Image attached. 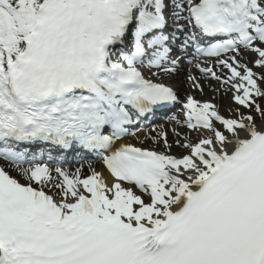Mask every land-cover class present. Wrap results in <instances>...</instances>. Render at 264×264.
<instances>
[{
	"label": "snow or ice",
	"instance_id": "snow-or-ice-1",
	"mask_svg": "<svg viewBox=\"0 0 264 264\" xmlns=\"http://www.w3.org/2000/svg\"><path fill=\"white\" fill-rule=\"evenodd\" d=\"M193 60L235 107L188 95L179 155L117 145ZM84 152L111 182L37 162ZM0 159V264H264V0H0Z\"/></svg>",
	"mask_w": 264,
	"mask_h": 264
},
{
	"label": "bare ground",
	"instance_id": "bare-ground-1",
	"mask_svg": "<svg viewBox=\"0 0 264 264\" xmlns=\"http://www.w3.org/2000/svg\"><path fill=\"white\" fill-rule=\"evenodd\" d=\"M245 58L250 60L252 58V54L251 53L246 54ZM185 73H187V78H184V76H183ZM189 74H191L192 76H195L197 78V80L201 84H203V86H204L203 92H201L199 89L192 86V83L188 80ZM170 78H172V80L169 83L173 84V88L178 92V95L182 99L183 102L185 101V99L188 95L193 96L195 99H197L201 102L211 101L215 104H218L220 106L221 113L226 114V115L228 114L227 110L229 108L235 107V105L230 101L231 93H228L227 95L223 94L222 92L220 93V95H217V92L212 93L213 91L209 90V88H210L209 84L212 83V85L215 88L219 87V85H217L216 82H213L211 80H205L203 78V76L201 75V73L199 72V70L195 66L187 67L183 63L181 66V71L176 75L170 76ZM160 79H162V81L164 82V80H163L164 76H161ZM202 94H204V96H202ZM213 97H215L214 100L212 99ZM243 110L244 109H241V111H243ZM171 116H177L180 119H183L182 106L176 111L166 112L163 121L156 122L155 124L148 126L145 129L139 130L138 132H136L135 136H131L129 138H124L121 141H117L116 142L117 145L119 143H133L137 146L155 149L157 151H163L164 147H163L162 142L159 144H153V142L151 140H147V141H144L143 144L140 143V141L144 140L145 135L149 133L151 128H157V129L163 128V130H165L168 133L169 143H172V145H173L172 153L179 155L182 152H186L185 149H181L180 147L176 146V144L174 143V141L176 140V137L173 134V130H172L174 127V123L170 121ZM177 131L180 132L181 138H183L184 136L187 135L190 137V139L193 142H195L197 139L195 137V135H197V134H195V132H193L187 128H177ZM34 151H36V150L34 149ZM72 156H76V155L72 154ZM42 158L48 159V157L46 155ZM101 158H102V156H101ZM60 159H64V157H60ZM0 161L2 162L6 171L11 176H13L17 180H19V182H21V183H25V184L27 183V180L18 173V170L16 169L15 165H12L10 162L4 161L3 159H0ZM65 161H66V159H65ZM37 162H40V161H37ZM40 163H42V162H40ZM23 166L27 167L28 165H23ZM90 166H91V168H94L97 172L102 173V175L105 177L106 181H108V182L112 181V178L109 176V174L107 172V168L103 164V160L96 161L95 163H91L90 165L75 164L68 171L69 172H75V170L77 168H80L81 169V177H86V176L91 174ZM49 167H53V166L49 165ZM33 186L39 187L38 185H36L34 183H33ZM44 190L46 192H48L49 194H53V193L57 192V190L54 188L51 190H49V188H45ZM56 198L59 199L58 196Z\"/></svg>",
	"mask_w": 264,
	"mask_h": 264
},
{
	"label": "rangeland",
	"instance_id": "rangeland-1",
	"mask_svg": "<svg viewBox=\"0 0 264 264\" xmlns=\"http://www.w3.org/2000/svg\"><path fill=\"white\" fill-rule=\"evenodd\" d=\"M245 60L247 61L248 59L245 58ZM183 76H184V78H187V73H185ZM209 86H210L209 90H210V91H213V89H214L215 87L212 85V83H210ZM187 88H188V87H187ZM212 93H215V92L213 91ZM220 93H221V92H217V95H220ZM202 96H204V94H202ZM182 102H183V101H182ZM225 115H226V114H225ZM195 134H197V133L195 132ZM198 135H199V134L195 135V137L197 138ZM84 164H85V163H84Z\"/></svg>",
	"mask_w": 264,
	"mask_h": 264
}]
</instances>
